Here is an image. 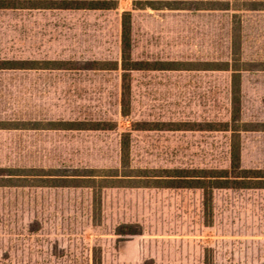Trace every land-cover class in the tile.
<instances>
[{
  "label": "rangeland",
  "instance_id": "obj_1",
  "mask_svg": "<svg viewBox=\"0 0 264 264\" xmlns=\"http://www.w3.org/2000/svg\"><path fill=\"white\" fill-rule=\"evenodd\" d=\"M47 1L116 8L0 10V61L63 66L0 70V264H264V188L215 189L207 207L202 189L156 184L229 171L235 135L242 169L264 172V0ZM126 12L133 62L184 69L125 72ZM215 63L244 73L235 124Z\"/></svg>",
  "mask_w": 264,
  "mask_h": 264
},
{
  "label": "trees",
  "instance_id": "obj_2",
  "mask_svg": "<svg viewBox=\"0 0 264 264\" xmlns=\"http://www.w3.org/2000/svg\"><path fill=\"white\" fill-rule=\"evenodd\" d=\"M138 6L140 3H137ZM116 8V4L107 1H14L0 0V10L4 9H74V10H111ZM138 9H143L139 6ZM131 35V13L126 12L123 15L122 22V69L125 72L131 70L157 69V70H181L182 65L176 62H158L153 67L141 62L131 60L132 46L130 42ZM44 64V65H43ZM184 64V63H183ZM55 65V66H54ZM58 65V66H57ZM96 69H106L105 63H97ZM52 66V67H51ZM209 70H231L232 71V121L239 122L241 114V70L231 68L226 64H210ZM37 69H63L58 63L46 62L39 63L35 61H0V70H37ZM124 84L122 92L123 114L128 115L130 85L127 84V74H124ZM51 129H100V125H86L84 123H50ZM0 129H11L6 123L0 122ZM236 134L235 129H233ZM122 165L129 166V145L128 142L122 143ZM169 174L166 179L158 181L157 187L164 188H199L204 191L205 206H209L212 201L213 191L224 188H264V172L260 170H247L241 167V143L237 135L234 136L231 146V166L230 170L224 171H167ZM178 174V175H177ZM186 174V175H184Z\"/></svg>",
  "mask_w": 264,
  "mask_h": 264
},
{
  "label": "crops",
  "instance_id": "obj_3",
  "mask_svg": "<svg viewBox=\"0 0 264 264\" xmlns=\"http://www.w3.org/2000/svg\"><path fill=\"white\" fill-rule=\"evenodd\" d=\"M244 73L241 72V79H242V85H241V93L243 94L244 93V89H245V82L243 81L244 80V76H243Z\"/></svg>",
  "mask_w": 264,
  "mask_h": 264
}]
</instances>
